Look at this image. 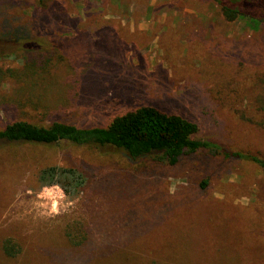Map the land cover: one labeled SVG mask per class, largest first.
Wrapping results in <instances>:
<instances>
[{"label":"rangeland","instance_id":"1","mask_svg":"<svg viewBox=\"0 0 264 264\" xmlns=\"http://www.w3.org/2000/svg\"><path fill=\"white\" fill-rule=\"evenodd\" d=\"M220 1L264 19V0ZM0 10V29L29 25L39 41L31 52L0 42V130L106 127L148 105L197 123V140L264 159L263 22L231 20L217 0H55L41 12L0 0ZM50 166L87 177L78 199L39 188ZM8 240L14 264H264V170L209 151L171 167L113 148L0 142V248Z\"/></svg>","mask_w":264,"mask_h":264},{"label":"trees","instance_id":"2","mask_svg":"<svg viewBox=\"0 0 264 264\" xmlns=\"http://www.w3.org/2000/svg\"><path fill=\"white\" fill-rule=\"evenodd\" d=\"M217 1L231 20L248 16L257 24L264 23V19L258 20L254 14L242 11L241 6L231 7L220 0ZM35 3L37 10L41 12L52 7L55 0H35ZM3 11L0 10V16L5 18L6 13ZM33 25L39 34L46 30L41 19L34 21ZM31 38L33 37L29 25L18 26L15 29L8 24L0 29V42L18 40V48L23 52L38 49L39 41L30 40ZM199 131L200 126L197 123L179 114L143 105L115 117L106 127L80 128L65 122H53L49 126H44L28 121H17L0 130V142L36 145L67 143L78 147L113 148L123 152L132 161L151 158L171 167L178 165L185 156L209 151L227 159L248 160L264 170V159L222 148L220 150L211 143L197 140L195 136ZM37 180L39 188L42 189L59 187L70 201L78 199L88 184V179L82 172L62 166L44 168L39 172ZM203 186L205 187L206 183H203ZM0 251V262L4 264H14L20 253L9 240L4 242Z\"/></svg>","mask_w":264,"mask_h":264}]
</instances>
